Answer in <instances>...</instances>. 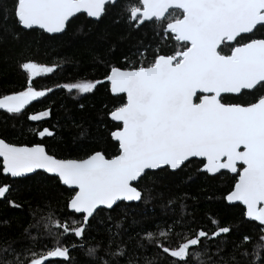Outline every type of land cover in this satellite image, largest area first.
Masks as SVG:
<instances>
[{
    "label": "snow or ice",
    "instance_id": "6c2138e0",
    "mask_svg": "<svg viewBox=\"0 0 264 264\" xmlns=\"http://www.w3.org/2000/svg\"><path fill=\"white\" fill-rule=\"evenodd\" d=\"M79 14L92 23L113 17L128 36L145 37L121 62L107 63L103 79L57 85L80 95L107 83L114 97L106 115L114 122L108 136L115 151L59 158L43 143L56 136L48 127L32 129L41 142L31 146L0 138V175L6 178L0 199L22 207L9 199L7 178L38 170L67 192L61 216L49 210L24 229L21 241H0V264H73V251L83 253L81 264H264V0H0V29L17 41L36 30L55 38L67 34ZM20 67L26 73L21 90L0 96V110L17 117L54 92L34 81L56 71L33 60ZM51 115L48 108L27 119ZM86 135L82 129L81 138ZM192 164L211 177L235 174L222 199L242 205L241 214L258 222L261 235L234 239L233 226L215 219L211 231L195 229L187 197H176L166 207L180 213L143 229L129 251L123 221L113 213L143 201L150 183ZM94 224L104 233L99 240ZM150 248L152 258L141 255Z\"/></svg>",
    "mask_w": 264,
    "mask_h": 264
},
{
    "label": "trees",
    "instance_id": "16d2710c",
    "mask_svg": "<svg viewBox=\"0 0 264 264\" xmlns=\"http://www.w3.org/2000/svg\"><path fill=\"white\" fill-rule=\"evenodd\" d=\"M113 19L109 17L103 22L92 23L86 14H79V19L74 18L67 34L55 35V38L36 30L17 41L0 29V96L21 90L26 80V73L20 67L22 62L33 60L56 68L55 72L34 81L38 88L51 87L54 92L34 101L18 117L0 110V138L17 145H32L41 142L32 129L48 127L56 136L45 138L43 143L59 158L84 157L92 149L106 148L108 153L115 151L114 142L108 136V129L114 122L106 115L114 104V97L107 83L98 85L92 93L80 95L57 87L81 79H103L107 63L121 62L131 46L138 39L145 38L138 33L128 36L127 29L114 23ZM8 26L11 27V22ZM48 108L52 109V115L44 121L27 119L28 115ZM82 129L87 130L83 138L80 136ZM196 167L192 164L179 175H165L154 184L150 183L151 192H145L143 201L131 203L130 207L113 213L117 220L123 221L122 236L129 251L134 250L143 229H154L157 224L163 226L164 221L180 213L179 207L175 213L166 207L167 201L176 197H187L184 203L188 205L187 212L194 216L195 223L190 226L195 229L211 231V220L215 219L233 226L234 239L238 240L240 234L253 240L261 235L258 222H248L241 214L242 205L233 206L222 199L234 185L235 174L211 177L198 173ZM5 180L0 175V186ZM7 181L12 185L9 199L22 207H12L0 199V241L7 238L19 242L23 239L24 229L30 223L42 220L49 210L57 217L67 211L65 186L54 176L39 172L23 178H7ZM92 235L99 240L104 233L94 224ZM141 255L152 258L154 250L141 251ZM72 257L73 264H81L84 260L80 251H73Z\"/></svg>",
    "mask_w": 264,
    "mask_h": 264
},
{
    "label": "water",
    "instance_id": "95a60500",
    "mask_svg": "<svg viewBox=\"0 0 264 264\" xmlns=\"http://www.w3.org/2000/svg\"><path fill=\"white\" fill-rule=\"evenodd\" d=\"M92 19V18H91ZM56 35H59V34H56ZM7 142V141H6ZM9 143V142H8ZM29 146H31V145H29ZM39 172H43L42 170H38V172L37 173H39ZM37 173H33V174H29V176H32V175H35V174H37ZM47 174V173H46ZM232 174V173H231ZM48 175H50V176H52L51 174H48ZM12 179H17V178H12ZM66 187V186H65ZM131 203H137V202H131Z\"/></svg>",
    "mask_w": 264,
    "mask_h": 264
}]
</instances>
